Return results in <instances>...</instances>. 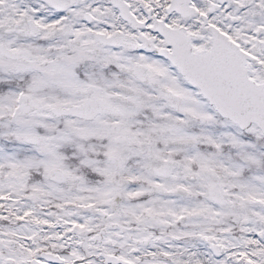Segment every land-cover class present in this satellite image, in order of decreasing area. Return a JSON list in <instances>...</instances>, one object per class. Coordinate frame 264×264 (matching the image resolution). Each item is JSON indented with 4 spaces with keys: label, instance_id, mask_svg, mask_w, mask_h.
<instances>
[{
    "label": "snow or ice",
    "instance_id": "6c2138e0",
    "mask_svg": "<svg viewBox=\"0 0 264 264\" xmlns=\"http://www.w3.org/2000/svg\"><path fill=\"white\" fill-rule=\"evenodd\" d=\"M0 264H264V0H0Z\"/></svg>",
    "mask_w": 264,
    "mask_h": 264
}]
</instances>
